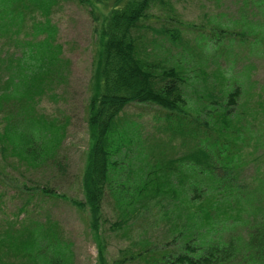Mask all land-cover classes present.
<instances>
[{
	"label": "trees",
	"instance_id": "obj_1",
	"mask_svg": "<svg viewBox=\"0 0 264 264\" xmlns=\"http://www.w3.org/2000/svg\"><path fill=\"white\" fill-rule=\"evenodd\" d=\"M76 1L109 7L94 59L96 89L87 103L91 145L82 177L84 199L69 198L28 176L32 169L43 168L65 173L67 166L59 159L67 119L48 116L38 107L43 98L58 101L70 66L48 45L49 54L35 53L32 63L25 62L0 85V154L5 160L15 156L19 164L17 177L0 172V264H74L72 242L47 201L64 199L88 209L98 233L107 197L117 211L108 231L141 220L150 224L145 216L156 211L173 234L171 244L159 246L139 234L131 242L136 247L120 249L113 264H264V140L249 131L253 120L264 115V95L258 91L254 105L245 98L240 103L241 85L227 88L221 81L222 87L212 84L197 94L201 103L190 109L184 90L188 69L183 62L188 61L177 59L168 47L163 56L154 55L137 32L153 0ZM30 2L24 0L22 6ZM155 31L175 48L187 42L176 25L163 24ZM1 61H12L10 54ZM198 69L197 74H204L201 63ZM246 94L250 98L251 92ZM133 103L156 107V132L167 135L166 140L143 131L136 119L141 113L135 117L128 111ZM200 113L206 115L204 120ZM177 133L181 145L190 144L177 149L172 144ZM150 138L160 140L153 139L150 152L147 149L153 153L159 144V156L150 155L152 161L145 162L151 169L136 172L119 161L133 148L137 154L143 151L141 143ZM174 150L179 154L169 156ZM261 157L247 175L250 164ZM98 259L106 264L101 249Z\"/></svg>",
	"mask_w": 264,
	"mask_h": 264
},
{
	"label": "rangeland",
	"instance_id": "obj_2",
	"mask_svg": "<svg viewBox=\"0 0 264 264\" xmlns=\"http://www.w3.org/2000/svg\"><path fill=\"white\" fill-rule=\"evenodd\" d=\"M23 1L0 0V48L2 42L7 44L1 48L0 57L10 54L12 59L0 62V85L9 73L20 69L25 62L32 63L36 57L35 53L37 57L49 54L48 45H51L61 58L70 61L65 91H58V101L43 98L38 105L48 116H55L60 120H65V117L67 119L59 147V159L67 165L66 172L50 171V168L32 169L28 176L31 182H47L57 192L69 198L83 200L82 177L91 145L86 123L87 103L96 89L94 59L99 49L98 36L103 17L109 7L108 4L95 2L80 4L76 0H30V5L23 7ZM178 21L180 24H177ZM140 23L137 32L142 35L141 39L146 42L144 47L149 52L163 56L168 47L177 59L185 58L184 60L188 61L183 62L188 69V80L184 89L187 93L188 108L194 109L201 103L197 94L204 93L207 86L216 84L222 87L221 81H224V87L227 88L237 83L241 85L240 103L245 98L250 101V105H254L258 98L257 92L264 95V0H153L146 18ZM163 24L178 26L182 30V38L187 42L173 47L165 35L155 31ZM43 58L46 59V55ZM200 63L204 74H197ZM5 66H9L8 69ZM216 74L222 77L214 79ZM194 75L196 76L192 77ZM247 92H251L250 98ZM128 111L134 113L135 117L137 112L141 113V118L136 119L142 123L143 131L146 128L149 133L162 137L161 131L156 132L155 128V106L133 103ZM190 112L195 116V113ZM199 116L203 120L206 117L204 113ZM253 122L250 133L256 134L258 140H264V130H259L264 126V115H258ZM162 123L168 127L167 122ZM158 138H150L147 144L142 142L143 151L137 154L133 148L126 152L124 158L120 155L119 161L125 165L128 162L131 168H137L136 172L140 168L142 173L151 169L153 166L145 162L147 159L148 163L152 161L150 155L159 156L155 153L159 144H155L156 147L153 145V153L149 154V148L152 146L150 143ZM162 138L166 140L167 135ZM181 141L182 137L177 133L173 136L172 144L177 149L190 144L181 145ZM253 153L259 154L260 150ZM171 154L169 156L175 157L179 153L174 150ZM15 160V156H7L5 160L0 154V172H6L11 178L17 177L19 164ZM261 160L263 157L250 164V168L246 170L247 175L255 169L254 162ZM177 164L181 165V161ZM10 187L15 188L14 183L10 184ZM111 202L113 203L112 198L107 197L103 204L98 233H95L88 209H81L64 199L47 201L64 234L72 242L74 264H100V249L106 264H113V260L120 257V249L136 247L131 242L138 240L139 234L148 239L152 246H159L164 242L172 243L173 234L166 223L161 222V217L156 211L145 216V220L150 224H144L141 220L126 229L108 231L106 228L110 222L116 220L117 213ZM127 264H141V261H129Z\"/></svg>",
	"mask_w": 264,
	"mask_h": 264
}]
</instances>
